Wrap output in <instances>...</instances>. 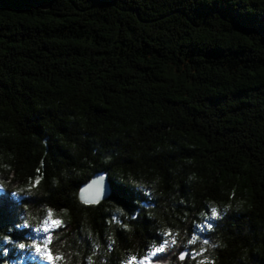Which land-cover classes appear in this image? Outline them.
I'll list each match as a JSON object with an SVG mask.
<instances>
[{
	"label": "trees",
	"instance_id": "16d2710c",
	"mask_svg": "<svg viewBox=\"0 0 264 264\" xmlns=\"http://www.w3.org/2000/svg\"><path fill=\"white\" fill-rule=\"evenodd\" d=\"M48 219L45 264H264V0H0V264Z\"/></svg>",
	"mask_w": 264,
	"mask_h": 264
},
{
	"label": "rangeland",
	"instance_id": "374dc122",
	"mask_svg": "<svg viewBox=\"0 0 264 264\" xmlns=\"http://www.w3.org/2000/svg\"><path fill=\"white\" fill-rule=\"evenodd\" d=\"M54 225L55 223L52 220H46L41 228L34 232V241L35 244L36 242L37 244L28 251H20L18 256L13 253L15 258L11 259L12 264H26L28 260H34L35 258H39L38 260L42 261V264L49 262L50 256L47 251L46 243L49 241V233ZM203 226L206 228L205 225Z\"/></svg>",
	"mask_w": 264,
	"mask_h": 264
},
{
	"label": "water",
	"instance_id": "95a60500",
	"mask_svg": "<svg viewBox=\"0 0 264 264\" xmlns=\"http://www.w3.org/2000/svg\"><path fill=\"white\" fill-rule=\"evenodd\" d=\"M110 195V184L105 173L95 174L79 190L80 201L84 204H97Z\"/></svg>",
	"mask_w": 264,
	"mask_h": 264
}]
</instances>
